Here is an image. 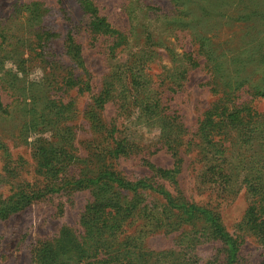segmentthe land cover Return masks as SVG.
Masks as SVG:
<instances>
[{"label":"rangeland","instance_id":"1","mask_svg":"<svg viewBox=\"0 0 264 264\" xmlns=\"http://www.w3.org/2000/svg\"><path fill=\"white\" fill-rule=\"evenodd\" d=\"M92 1L98 14L128 37L130 48L119 52L122 46L113 48L112 38H94L88 15L77 0H0V28L12 26L18 30L16 38L28 39L24 26L33 30L39 20L43 29L54 34L42 48L25 41L0 52L4 106L0 111V200L20 188L37 191L51 181L55 187L25 209L0 219V264H34L32 250L38 242L52 239L64 228L80 231V216L92 199L91 180L109 175L138 184L134 190L119 192L134 205L123 235L144 252L177 249L188 236L194 242L191 254L199 264L225 262L220 240L197 235L202 224L192 234L190 223H177L180 217L168 206L169 194L174 201L215 213L225 234L242 237L238 264H263L264 245L238 229L249 204L245 183L238 177L230 192H218L209 183L215 177L208 168L222 165L240 170L246 162H264V134L259 128L251 139L248 133L239 137L233 129L207 126L220 93L213 88L210 61L204 55L210 46L220 48L219 42H231L241 25L230 18L261 9L260 0L239 7L230 0ZM69 35L80 46L81 66L67 52ZM138 58L148 60L149 67L140 72L143 78L134 81L129 68ZM48 72V80L55 79L60 88L52 87V97L67 106L64 124L74 133L71 157L55 180L38 168L33 146L40 137L51 139V132L37 133L43 132L40 125L28 129L23 109V98L28 104ZM69 72L71 79L77 78L78 85L85 83L88 89L61 87L60 80ZM118 74L125 83L116 86L115 97L94 104L104 85ZM239 97V103H246L264 121V98L246 92ZM211 118L216 124L218 117ZM54 130L56 136L59 129ZM118 141L124 145L117 147ZM153 167L169 172L162 175Z\"/></svg>","mask_w":264,"mask_h":264},{"label":"trees","instance_id":"2","mask_svg":"<svg viewBox=\"0 0 264 264\" xmlns=\"http://www.w3.org/2000/svg\"><path fill=\"white\" fill-rule=\"evenodd\" d=\"M77 1L88 15V26L94 38L97 36L112 38L113 48L122 46L119 52L125 46L130 48V43L127 42L128 37L114 29L105 17L98 14L92 0ZM173 1L183 3L182 0ZM230 1L238 6L242 3L255 4L257 0ZM259 6L262 7L259 10L254 9L251 12L240 13L230 18V21L241 25L233 33L231 42H219L217 45L220 48H216L215 44L214 49L210 46L204 51L206 61H210L208 66L213 76V88L220 93L218 106L214 107L213 113H209L210 120L207 126L211 129H214V126H220L219 129H233L238 132L239 137L248 133L251 139L259 128H262L261 133L264 134V121H261L255 111L246 103H239L238 98L243 92L249 93L252 97L264 98V0H260ZM38 21L35 22L33 30L28 31V26H24V32L29 36L28 39L16 38L18 30L12 26H2L0 28L2 37L0 52L5 46L14 48L15 45L25 41H29V46L33 48H42L43 44L54 34L43 29ZM15 38L16 40H14ZM68 38L67 52L73 62L81 66L83 60L80 46L75 42L73 35H69ZM111 55L115 56V53L113 52ZM147 61L144 58H138L136 59L137 63H132L129 74L134 77V81L143 78L140 72L144 69L148 70ZM2 65V58H0V66ZM134 67L137 68L136 71H133ZM49 75L48 72L41 84L42 88L35 90L31 96L29 95L28 104H26V97L23 98L25 102L23 109L26 113L25 117H28V121L25 123L28 129L34 128L35 130L40 125L43 132L36 131L37 133L51 132V139L40 137L34 141L33 146L35 156L39 159L38 168L55 180L59 179V175L64 172L66 161L68 157H71L69 151L73 145L74 133L64 124L67 106L52 97V87L58 90L60 88L55 86L57 82L55 79L48 80L47 76ZM64 78L66 79L64 80ZM64 78L60 80L61 87L77 86L80 90L88 89L87 86L85 87V83L78 85L77 78L71 79V72ZM120 82L125 83L120 74L116 75L115 80H109L95 98L94 104L102 105L108 99L115 97L114 92ZM3 109L4 106L0 98V111ZM214 114L218 117L216 124H214V118H211ZM55 127L59 129L56 136L53 134L56 131ZM211 129L208 131L211 132ZM123 143V141H118L117 147L124 145ZM263 166L264 162H246L242 164L240 170L237 166L223 167L219 165L216 169L210 166L208 171L215 177L209 183L222 193L230 192L231 187L238 180L237 178H242L241 182H244L247 187L249 204L238 229L255 236L257 241L264 245ZM153 168L162 175L169 172L157 167ZM91 181L94 187L92 199L80 216V231L77 232L70 227L64 228L52 239L38 242L32 250L34 264H199L195 255L191 254L194 242H191L192 239L190 240L188 236L187 241H183V239L182 243L177 245V249L171 248L158 252H144L142 247L132 245L129 240L130 236L124 237L125 228L131 224L130 217L134 205L128 204L119 190L131 191L138 184L128 182L118 175H109L106 178L96 177ZM53 185L51 181L49 186L37 191L20 188L11 197L0 200V219L8 218L44 195L53 192L55 190ZM170 196L166 194L168 206L176 209V214L180 217L177 223H190L193 227L190 230L192 234H196L198 231H195V228L198 224H202L197 235L209 236L222 242L225 262L223 261L221 264H238L236 253L242 237L232 238L225 234L220 219L215 213L210 215L208 210L199 208L193 203L186 204L180 199L174 201Z\"/></svg>","mask_w":264,"mask_h":264}]
</instances>
